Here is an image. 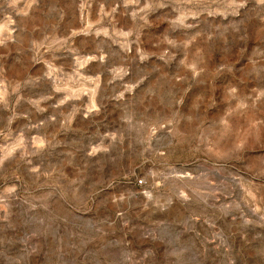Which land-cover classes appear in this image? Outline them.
I'll return each instance as SVG.
<instances>
[{"label":"rangeland","instance_id":"374dc122","mask_svg":"<svg viewBox=\"0 0 264 264\" xmlns=\"http://www.w3.org/2000/svg\"><path fill=\"white\" fill-rule=\"evenodd\" d=\"M0 264H264V0H0Z\"/></svg>","mask_w":264,"mask_h":264},{"label":"built area","instance_id":"2783aa9c","mask_svg":"<svg viewBox=\"0 0 264 264\" xmlns=\"http://www.w3.org/2000/svg\"><path fill=\"white\" fill-rule=\"evenodd\" d=\"M140 182V181H139Z\"/></svg>","mask_w":264,"mask_h":264}]
</instances>
